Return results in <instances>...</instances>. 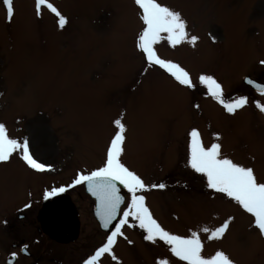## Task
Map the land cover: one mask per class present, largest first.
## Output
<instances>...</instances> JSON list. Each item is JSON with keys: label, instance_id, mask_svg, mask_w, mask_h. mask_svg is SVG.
Instances as JSON below:
<instances>
[{"label": "rangeland", "instance_id": "1", "mask_svg": "<svg viewBox=\"0 0 264 264\" xmlns=\"http://www.w3.org/2000/svg\"><path fill=\"white\" fill-rule=\"evenodd\" d=\"M52 2L67 18L63 29L50 13L37 18L34 0H14L11 23L0 5V123L9 136L28 137L34 158L53 170L44 179H73L78 171L102 166L112 122L122 115L121 162L146 185H166L137 193L160 226L183 237L198 232L204 257L222 251L233 264H264V237L251 217L208 189L206 177L187 166L188 133L197 129L205 147L219 143L223 156L253 168L264 183V113L254 103L264 105V97L242 83L245 76L264 82V0H157L180 12L189 35L198 37L195 46L172 48L166 41L156 46L161 58L189 72L193 89L178 86L159 69H145L135 48L141 22L133 0ZM201 74L217 80L226 101L246 97L247 104L228 114L206 96L198 84ZM25 169L16 157L0 163V257L24 241L32 258L18 264H83L108 235L99 231L90 205L82 203L81 185L72 195L78 238L58 245L37 234L38 224L16 220L13 207L40 201L46 187L43 177ZM129 199L127 194L126 203ZM229 217L221 239L209 241L201 231ZM122 233L112 248L116 260L105 254L100 264H184L162 241H146L138 226L125 225Z\"/></svg>", "mask_w": 264, "mask_h": 264}, {"label": "snow or ice", "instance_id": "2", "mask_svg": "<svg viewBox=\"0 0 264 264\" xmlns=\"http://www.w3.org/2000/svg\"><path fill=\"white\" fill-rule=\"evenodd\" d=\"M136 14L141 22L135 38V48L145 62V69H159L166 74L178 86L193 89V83L188 71L178 63L165 60L158 55L157 45L166 41L167 45L175 48L183 43L195 46L198 37L189 35L187 21L182 14L157 2V0H133ZM5 20L11 23L14 15V0H0ZM56 17L57 25L63 29L67 24V18L59 11L52 0H34V15L42 18L45 13ZM264 64V61H261ZM260 95H264V85H260L250 79L246 80ZM198 84L206 90V96L220 104L228 114H234L238 109L247 104L246 97H238L225 100L222 86L217 80L206 74L198 77ZM256 107L264 113V105L254 101ZM199 108V105H194ZM113 134L111 135L105 151L102 166L91 171H78L70 185L51 187L42 192V199L48 201L59 196L68 188L77 185H86L87 190L96 200L97 218L101 226L107 229L113 221H117L114 230L107 236L106 242L97 248L94 254L86 258L83 264H100L101 257L105 254L116 257L112 253L113 245L118 236H122V228L138 226L145 233L144 239L149 242L162 241L168 246L171 255L184 264H233V261L222 251H216L209 257L202 255L203 244L198 232L191 231L190 235L183 237L171 234L164 230L152 217L149 209L145 206V197L137 193L150 188L164 189V183L146 185L143 179L131 171L121 162V155L126 142V127L121 118L113 120ZM187 166L195 173L206 177V185L215 193L222 194L234 203L238 209L251 217V225L258 230L259 235L264 237V183L258 182L254 169L234 163L221 153V145L213 142L205 147L200 133L192 129L189 133ZM217 140L220 139L215 134ZM13 157L18 158L27 169L37 174L51 171V167L34 158L28 137L12 138L4 124L0 123V163L10 162ZM127 190L130 199L126 207L120 195V187ZM30 204H25L29 208ZM118 213H121L118 217ZM233 217H229L220 226L214 229L204 227L201 229L207 234L209 241L221 239ZM132 222H138L133 224ZM131 243V241H129ZM27 245L20 251L25 252ZM16 253H12L7 264H14ZM167 264V261H160Z\"/></svg>", "mask_w": 264, "mask_h": 264}, {"label": "water", "instance_id": "3", "mask_svg": "<svg viewBox=\"0 0 264 264\" xmlns=\"http://www.w3.org/2000/svg\"><path fill=\"white\" fill-rule=\"evenodd\" d=\"M247 79L252 80L249 77H245L243 78V83L249 86L255 93L259 94L255 88H253L250 84L246 83ZM119 187L121 189L120 195L124 198V189L122 186ZM85 192L90 196L91 199L94 200L92 213L96 222L99 225V229L103 232L111 233V231L114 230V225L116 221H113L112 225H109L107 229L102 227L101 222L96 215L97 208L95 197H93L91 193L88 192L86 185ZM37 220L40 223L42 232L46 234L51 240H54L58 243L67 244L75 241L78 237V214L75 207L71 203L69 197L64 194H60L59 196L51 198L48 201L44 200L42 203V207L38 213Z\"/></svg>", "mask_w": 264, "mask_h": 264}, {"label": "flooded vegetation", "instance_id": "4", "mask_svg": "<svg viewBox=\"0 0 264 264\" xmlns=\"http://www.w3.org/2000/svg\"><path fill=\"white\" fill-rule=\"evenodd\" d=\"M24 165V164H23ZM46 165H49L48 163L46 164ZM25 166V165H24ZM26 167V166H25ZM26 171H30L31 173H33V176L34 177H36V178H42L43 176H45V174H47V173H52L53 174V170H51V171H48V172H45V173H42V174H36L35 172H32L31 170H29V169H25ZM58 170V168L57 169H55L54 171H57ZM35 173V174H34ZM49 175H51V174H49ZM54 177V178H53ZM53 177L51 178V179H44V177H43V182H44V186H46V187H44V190L45 189H48V188H51V187H60V186H67V185H70L71 184V182H72V179H66V180H64L63 179V176H59V175H53ZM74 178V177H73ZM38 183H40V180H38L37 181ZM41 184V183H40ZM79 188L77 187V186H75V187H70V188H68L64 193H66V194H68L71 198H72V195L74 194V193H76V191L78 190ZM38 195V194H37ZM39 196V195H38ZM83 197H84V199L82 198V203H88L89 205H90V208H92V205H93V203H92V201L90 200V199H88L86 196H84L83 195ZM72 200H74V199H72ZM43 201V199H42V197L40 198V201H37V199L36 200H34L33 202H35V203H33L32 202V204H30L31 206L29 207V208H25L24 207V205H21L20 207H13V209H12V207H11V209L16 213V220L17 221H23V220H28V223L30 224V225H36V224H38V222H37V219H36V217H37V213H38V211H39V208H40V206H41V202ZM74 202H75V200H74ZM34 204H37L36 206L37 207H39L38 209H37V213H36V211H35V209H34ZM77 208H78V206H77ZM91 210V209H90ZM36 227V226H35ZM13 228V225H11L10 226V229H12ZM36 231H37V234L39 235V236H43V238L44 237H46L47 238V241H51L50 239H48V237L46 236V235H44L41 231H40V227H39V224L37 225V229H36ZM46 240V239H45ZM51 242H53V241H51ZM36 243H38V241L36 240ZM53 243H55V242H53ZM25 245H27V249H26V251L25 252H23V255L21 254L22 252L20 251V249L23 247V246H25ZM10 250H9V253L7 254V255H9L8 257H6L5 259H2L1 257H0V264H7V262H8V260L10 259V257H11V254L12 253H16V259H15V261H14V264H18V263H20L21 262V260L22 259H31L32 257H31V253H30V248L31 247H29L28 246V244H26L24 241H20L19 243H13V244H11L10 245Z\"/></svg>", "mask_w": 264, "mask_h": 264}]
</instances>
